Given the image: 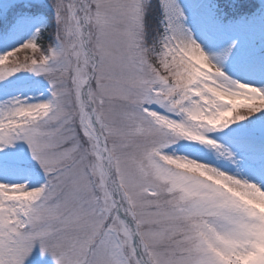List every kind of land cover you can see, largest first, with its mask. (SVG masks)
Instances as JSON below:
<instances>
[{
    "label": "snow or ice",
    "instance_id": "1",
    "mask_svg": "<svg viewBox=\"0 0 264 264\" xmlns=\"http://www.w3.org/2000/svg\"><path fill=\"white\" fill-rule=\"evenodd\" d=\"M149 2L55 0L57 44L0 55V79L28 71L51 88L0 105V152L26 142L46 175L0 183V264L37 245L55 264H264V184L166 151L183 140L230 159L214 135L264 113V87L213 63L176 0H160L147 44Z\"/></svg>",
    "mask_w": 264,
    "mask_h": 264
},
{
    "label": "rangeland",
    "instance_id": "2",
    "mask_svg": "<svg viewBox=\"0 0 264 264\" xmlns=\"http://www.w3.org/2000/svg\"><path fill=\"white\" fill-rule=\"evenodd\" d=\"M40 0H0V13L3 16L4 11L15 3L34 2ZM198 0H176L177 6L183 12V25L189 31L192 37L201 45L202 49L209 55L212 62L217 64L222 70L233 80L249 83L257 87H264V71L260 70L257 63L248 65L241 64L243 54L246 52H254L264 46V11L259 13L255 18L249 22H240L231 25L229 28H223V24L218 21L215 9L212 8L210 1L205 0L197 3ZM264 3V0H261ZM264 5V4H263ZM145 18V16H144ZM143 18V22H144ZM45 19L40 20H20L19 26H16L11 34H7L0 40V55L11 51L14 48L21 46L23 43L36 39L38 32L46 25ZM57 44V43H56ZM55 44V45H56ZM25 55L31 53H19L21 61ZM261 68L264 70V67ZM38 77L46 79L44 82L47 86L46 90L51 91L50 83L45 74H36ZM34 77V76H30ZM13 79L25 80L27 77L21 78L20 73H14L4 79L1 83L12 82ZM0 83V84H1ZM49 86V87H48ZM28 87L11 88L8 91L11 98L0 100V105L8 104L14 100H20L25 103H38L47 101L50 94H44L45 91L38 87L33 93L27 91ZM34 94V95H33ZM256 123L257 131L260 135H264V128L261 123H264V113H259L249 118ZM240 121L246 123L247 121ZM251 120V121H252ZM252 123V122H251ZM246 125V124H245ZM225 129L218 130L214 138L222 148L232 153V157L226 158L219 156L214 149L206 148L204 146L195 145L190 149L188 145L172 146L173 149H178V152H173V149H167L169 154L175 153L180 155H188L192 158H199L205 162H211L215 166L225 170L231 174L248 179L258 184H264V142L237 141L236 139L223 136ZM190 144L191 142L183 141ZM183 143V144H184ZM28 149L26 142H21ZM27 148V149H26ZM22 151V147L18 146ZM16 149L14 152L7 153L5 150L0 152L1 158L12 159L13 163L16 161L18 165L3 166L0 169L9 173L6 177L0 179V183H18L26 184L29 188L40 187L45 183L40 175L38 176L35 168H40L38 162L32 156L19 155ZM250 151L253 152L250 154ZM26 163L29 168L22 166ZM31 163V164H30ZM31 168V169H30ZM32 173V174H31ZM50 261H36L32 264H55L51 254H41V251L34 249L33 253L27 259Z\"/></svg>",
    "mask_w": 264,
    "mask_h": 264
},
{
    "label": "trees",
    "instance_id": "3",
    "mask_svg": "<svg viewBox=\"0 0 264 264\" xmlns=\"http://www.w3.org/2000/svg\"><path fill=\"white\" fill-rule=\"evenodd\" d=\"M155 15L156 14H154L153 12H152V17H154V20L156 19L155 18ZM55 35V31H54V29H52V30H49L48 32H46L45 33V36H44V40L42 41V45L44 46V45H46V44H48V40H51L52 38H53V36ZM247 120H249V119H247ZM252 120V119H251ZM251 120H249V121H247L245 124H248V123H251V122H253V120L251 121ZM246 121V120H245ZM241 123H244V122H241Z\"/></svg>",
    "mask_w": 264,
    "mask_h": 264
}]
</instances>
